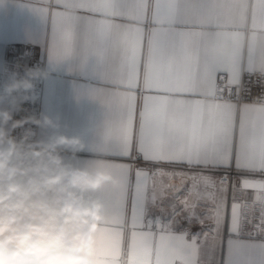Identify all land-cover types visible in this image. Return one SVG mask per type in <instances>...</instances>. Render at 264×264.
<instances>
[{
	"label": "snow or ice",
	"instance_id": "6c2138e0",
	"mask_svg": "<svg viewBox=\"0 0 264 264\" xmlns=\"http://www.w3.org/2000/svg\"><path fill=\"white\" fill-rule=\"evenodd\" d=\"M33 10L52 21L54 55H72L82 27L85 59L110 61L116 90L100 98L119 112L120 159L101 264H264V0Z\"/></svg>",
	"mask_w": 264,
	"mask_h": 264
},
{
	"label": "clouds",
	"instance_id": "9594fccd",
	"mask_svg": "<svg viewBox=\"0 0 264 264\" xmlns=\"http://www.w3.org/2000/svg\"><path fill=\"white\" fill-rule=\"evenodd\" d=\"M42 73L28 70L23 79L13 78L3 89L0 103V264H49L75 256V241L86 240L93 224L102 216L98 200L85 193L99 192L115 182L109 172L77 168L66 163L64 152L76 154L84 148L79 137H69L49 115L16 120L20 103L34 88ZM25 125L50 130L36 139ZM23 128L17 138L13 133Z\"/></svg>",
	"mask_w": 264,
	"mask_h": 264
},
{
	"label": "crops",
	"instance_id": "0c3cea01",
	"mask_svg": "<svg viewBox=\"0 0 264 264\" xmlns=\"http://www.w3.org/2000/svg\"><path fill=\"white\" fill-rule=\"evenodd\" d=\"M37 0H0V70L11 53H24L27 46H35L46 68L41 115H49L59 123V133L79 137L84 148L76 154L64 152L66 163L90 171L111 173L115 182L106 183L96 193H85L86 200L102 203L101 219L92 225L86 240L75 241V256L49 264H101L111 257L100 246L98 237L106 219L104 193L118 182L112 166L119 159L113 134L119 122L114 104L102 101L101 95L116 90L113 79L104 75L110 61L95 55H83V28H78L72 55L53 54L54 30L52 21L33 10ZM114 66V61L111 62ZM50 134L40 129L37 139Z\"/></svg>",
	"mask_w": 264,
	"mask_h": 264
},
{
	"label": "built area",
	"instance_id": "2783aa9c",
	"mask_svg": "<svg viewBox=\"0 0 264 264\" xmlns=\"http://www.w3.org/2000/svg\"><path fill=\"white\" fill-rule=\"evenodd\" d=\"M28 70H36L42 73L41 76L33 80L34 88L27 93H14L13 95H26L27 99H23L20 103V111L13 113V118L16 120L22 119L26 116H37L41 114V105L44 91L46 68L44 62L37 55L35 46H27L24 53H11L4 67L0 70V96H2L4 86L11 82L13 78L19 80L25 77ZM258 89H254V93ZM7 99L0 103V109L8 108ZM25 128H31L37 139L39 128L35 125H25ZM24 132L23 128L15 130L13 135L19 138Z\"/></svg>",
	"mask_w": 264,
	"mask_h": 264
},
{
	"label": "rangeland",
	"instance_id": "374dc122",
	"mask_svg": "<svg viewBox=\"0 0 264 264\" xmlns=\"http://www.w3.org/2000/svg\"><path fill=\"white\" fill-rule=\"evenodd\" d=\"M173 183H174V184H179V181H178V180H177V181H173Z\"/></svg>",
	"mask_w": 264,
	"mask_h": 264
}]
</instances>
